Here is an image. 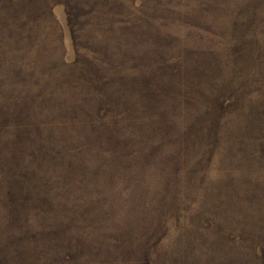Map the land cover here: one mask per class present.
<instances>
[{"label": "rangeland", "instance_id": "obj_1", "mask_svg": "<svg viewBox=\"0 0 264 264\" xmlns=\"http://www.w3.org/2000/svg\"><path fill=\"white\" fill-rule=\"evenodd\" d=\"M0 264H264V0H0Z\"/></svg>", "mask_w": 264, "mask_h": 264}]
</instances>
